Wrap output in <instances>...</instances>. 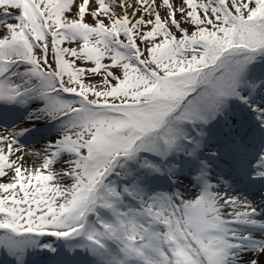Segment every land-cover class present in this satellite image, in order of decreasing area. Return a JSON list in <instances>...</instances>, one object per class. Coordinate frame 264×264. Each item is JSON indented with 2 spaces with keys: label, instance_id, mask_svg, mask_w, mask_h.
<instances>
[{
  "label": "snow or ice",
  "instance_id": "6c2138e0",
  "mask_svg": "<svg viewBox=\"0 0 264 264\" xmlns=\"http://www.w3.org/2000/svg\"><path fill=\"white\" fill-rule=\"evenodd\" d=\"M0 10L11 264H264V0Z\"/></svg>",
  "mask_w": 264,
  "mask_h": 264
},
{
  "label": "rangeland",
  "instance_id": "374dc122",
  "mask_svg": "<svg viewBox=\"0 0 264 264\" xmlns=\"http://www.w3.org/2000/svg\"><path fill=\"white\" fill-rule=\"evenodd\" d=\"M0 11H2V10H0ZM11 22H15V21H11ZM0 129L2 130V132H0V133H6L7 131L11 130L8 126L0 127ZM24 142L26 144V151L29 153H31L35 150H38V149H36V147L42 146L44 144V142L46 143V141L44 139L32 138V137L25 139ZM33 161H35L37 163L39 162V161L35 160V157L29 155L27 160H26V165L31 166ZM185 183H187V182H185ZM192 195H193V193L191 191L186 193L187 198H191ZM5 257H7L8 259H13L11 256H9L7 254L5 249H0V261Z\"/></svg>",
  "mask_w": 264,
  "mask_h": 264
},
{
  "label": "bare ground",
  "instance_id": "6f19581e",
  "mask_svg": "<svg viewBox=\"0 0 264 264\" xmlns=\"http://www.w3.org/2000/svg\"><path fill=\"white\" fill-rule=\"evenodd\" d=\"M22 126H24L23 124H22ZM0 132H2V130L0 129ZM45 143V142H44ZM42 146H40V147H36V149H39V148H41ZM35 160H37L36 158H35ZM38 161V160H37ZM37 163V162H36ZM251 198V197H250ZM257 201L258 200H260V197L259 196H257L256 198H255ZM11 263V261H7V260H4V264H10Z\"/></svg>",
  "mask_w": 264,
  "mask_h": 264
}]
</instances>
